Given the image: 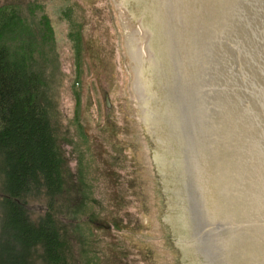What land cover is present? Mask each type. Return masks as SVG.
<instances>
[{"label":"water","instance_id":"1","mask_svg":"<svg viewBox=\"0 0 264 264\" xmlns=\"http://www.w3.org/2000/svg\"><path fill=\"white\" fill-rule=\"evenodd\" d=\"M181 264H264V0H121Z\"/></svg>","mask_w":264,"mask_h":264},{"label":"rangeland","instance_id":"2","mask_svg":"<svg viewBox=\"0 0 264 264\" xmlns=\"http://www.w3.org/2000/svg\"><path fill=\"white\" fill-rule=\"evenodd\" d=\"M19 1L33 11L27 15L32 24L43 13L49 19L52 36L35 44L33 55L51 78L71 190L85 196L83 211L63 219L68 263L181 264V254H172L168 207L130 87L135 74L127 32L138 29L130 6L121 0ZM1 41L12 50L17 42ZM26 205L33 218L47 207L45 197ZM3 241L0 235V258L16 263L21 249ZM33 249L28 264H47Z\"/></svg>","mask_w":264,"mask_h":264},{"label":"trees","instance_id":"3","mask_svg":"<svg viewBox=\"0 0 264 264\" xmlns=\"http://www.w3.org/2000/svg\"><path fill=\"white\" fill-rule=\"evenodd\" d=\"M25 5L19 0L0 5V235L2 244L22 250L16 263L0 258V264H28L32 247L47 264H69V225L63 219L83 211L85 196L71 190L51 78L33 55L35 44L52 36L49 19L43 13L40 23L32 24L27 17L34 13ZM5 37L17 40L13 50L1 41ZM32 197H45L47 203L36 218L26 205Z\"/></svg>","mask_w":264,"mask_h":264},{"label":"bare ground","instance_id":"4","mask_svg":"<svg viewBox=\"0 0 264 264\" xmlns=\"http://www.w3.org/2000/svg\"><path fill=\"white\" fill-rule=\"evenodd\" d=\"M127 41H128V43H129V40H128V38H127ZM129 48H130V45H129ZM130 54H131V49H130ZM131 56H132V54H131ZM134 84H135V82H134Z\"/></svg>","mask_w":264,"mask_h":264}]
</instances>
